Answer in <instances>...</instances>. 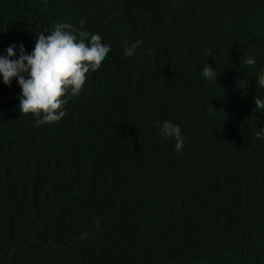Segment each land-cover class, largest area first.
<instances>
[{
  "label": "trees",
  "instance_id": "16d2710c",
  "mask_svg": "<svg viewBox=\"0 0 264 264\" xmlns=\"http://www.w3.org/2000/svg\"><path fill=\"white\" fill-rule=\"evenodd\" d=\"M54 23L112 49L51 126L0 77V264H264V0H0V55Z\"/></svg>",
  "mask_w": 264,
  "mask_h": 264
},
{
  "label": "clouds",
  "instance_id": "9594fccd",
  "mask_svg": "<svg viewBox=\"0 0 264 264\" xmlns=\"http://www.w3.org/2000/svg\"><path fill=\"white\" fill-rule=\"evenodd\" d=\"M143 45L136 40L125 49V56L132 57ZM112 45L100 32H91L70 23H54L36 36L35 47L29 53L23 44L7 47L6 55H0V77L5 85L16 80L21 88L18 94L19 109L36 118L38 126H51L66 115L64 106L70 93L75 97L85 88L88 75L95 72L108 57ZM208 51L207 49L205 50ZM243 63L255 66V56H248ZM202 77L208 83H216V66L207 64ZM258 87L264 88V74L257 76ZM245 84L238 87L245 88ZM255 109L264 113V96H255ZM159 135L175 140V150L182 151L185 137L178 123L170 120L157 122ZM258 140H264V129L256 133Z\"/></svg>",
  "mask_w": 264,
  "mask_h": 264
}]
</instances>
